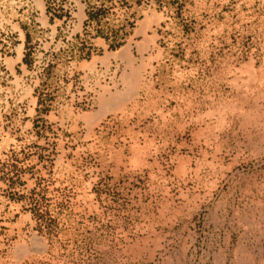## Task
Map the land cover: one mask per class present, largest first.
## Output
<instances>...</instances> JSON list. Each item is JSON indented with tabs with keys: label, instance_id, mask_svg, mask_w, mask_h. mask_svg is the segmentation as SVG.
<instances>
[{
	"label": "rangeland",
	"instance_id": "obj_1",
	"mask_svg": "<svg viewBox=\"0 0 264 264\" xmlns=\"http://www.w3.org/2000/svg\"><path fill=\"white\" fill-rule=\"evenodd\" d=\"M0 264H264V0H0Z\"/></svg>",
	"mask_w": 264,
	"mask_h": 264
},
{
	"label": "bare ground",
	"instance_id": "obj_2",
	"mask_svg": "<svg viewBox=\"0 0 264 264\" xmlns=\"http://www.w3.org/2000/svg\"><path fill=\"white\" fill-rule=\"evenodd\" d=\"M122 55L125 57V56H127L126 54H124V53H122ZM103 111H105L104 113H106L107 112V110L105 109V110H103Z\"/></svg>",
	"mask_w": 264,
	"mask_h": 264
}]
</instances>
